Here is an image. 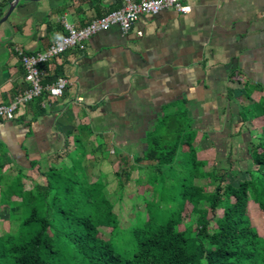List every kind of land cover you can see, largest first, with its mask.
Masks as SVG:
<instances>
[{
  "label": "crops",
  "instance_id": "1",
  "mask_svg": "<svg viewBox=\"0 0 264 264\" xmlns=\"http://www.w3.org/2000/svg\"><path fill=\"white\" fill-rule=\"evenodd\" d=\"M179 2L189 12L141 15L129 32L112 26L83 50L69 49L47 64V81L64 77L66 88L58 97L44 92L12 120H0L1 182L14 179L25 189L27 181L43 184V172L74 158L82 166L110 165L120 155L133 164L163 107L180 103L194 142L204 141L210 158L232 166L230 174L246 172L247 151L263 123L256 116L243 123L240 109L252 112V103L264 98V0ZM122 5L20 0L0 24V104L27 86L13 46L42 51L64 33L62 22L80 28ZM11 199L19 198L12 193Z\"/></svg>",
  "mask_w": 264,
  "mask_h": 264
},
{
  "label": "trees",
  "instance_id": "2",
  "mask_svg": "<svg viewBox=\"0 0 264 264\" xmlns=\"http://www.w3.org/2000/svg\"><path fill=\"white\" fill-rule=\"evenodd\" d=\"M10 2L0 0V16ZM251 107L252 112L241 107L242 122L256 116L263 125L247 151L248 179L239 187L218 184L207 192L195 181L212 177L215 167L204 171L205 164L191 156L186 174L189 185H172L177 193L167 195L170 199L159 194V201L177 203L167 217L155 210V202L146 203L133 224L123 229L105 181L98 178L89 183L82 158L72 159L70 166L48 168L41 174L45 182H34L29 189L14 179L0 181V202L8 207V221L16 224L13 232L0 234V264H264V237L250 227L247 215L249 197L264 212V98ZM163 111L146 134L145 150L133 164L114 172L120 190L135 165L158 173L160 179L153 181L160 180L162 185L163 177L178 161L180 146L194 141L196 131L183 103L166 105ZM12 193L19 199L12 200ZM185 202L194 215L183 223ZM220 202L224 215L208 218V212L213 214ZM210 221L215 224L211 233L207 231ZM181 223L183 228L179 229ZM91 226L109 228L114 239L126 237L131 253L120 254L112 242L104 245L98 241L89 230Z\"/></svg>",
  "mask_w": 264,
  "mask_h": 264
},
{
  "label": "rangeland",
  "instance_id": "3",
  "mask_svg": "<svg viewBox=\"0 0 264 264\" xmlns=\"http://www.w3.org/2000/svg\"><path fill=\"white\" fill-rule=\"evenodd\" d=\"M254 135L255 134H253V136ZM203 147L204 141H193L189 144L181 146L178 150V153L180 152L179 157L177 156L178 161L173 165V168L166 173L165 177H163L164 182L162 185L160 180L156 182L153 181L154 178H159L158 173H152L143 166L135 165L134 169L130 172L129 180L124 183L120 190L114 176V172L116 170L120 168L124 170L126 168V164L122 163L126 158H121L120 155L116 156V159H114L113 163L110 165L85 164L83 165V172L89 183L94 182L97 178H101L105 181L106 192L108 198L113 204V210L118 216L120 226L123 229H126L127 226H131L135 221V218L137 219L141 212H143V208L146 203L155 202V210L161 212L164 217H167L172 210L177 208L176 202H172L170 200L159 201V194H165L166 198L170 199V197H173L177 193V189L172 190V185H175V183L185 187L189 185L186 174L188 173L189 168H191L189 164V158L191 156H195L197 161H202L205 164L203 167L204 171H211L213 167H215L212 177L203 179L197 178L195 181L196 184L201 185L207 192L213 191L215 186L218 184H220L222 188L227 184L239 187L243 181L248 179V174L246 172L230 174V168L232 166H228L227 163L221 161L222 159L215 162V160L210 158V156L206 153L207 150ZM82 155L84 157V151L82 152ZM242 167H245V165ZM31 185V182H26V188L28 186L27 189H29ZM155 188H158L157 192L154 191ZM159 189H161L162 193H160ZM220 198L221 200H224V196L221 195ZM203 207H206V203H203ZM182 208V221L185 223L189 221L190 217L194 214L192 213L191 205L188 202H185ZM212 215L215 217H222L224 215V206L222 202L218 204L213 214L208 212L207 217L209 218ZM247 215L250 227L254 229L259 237L263 238L264 212L257 208V205L253 202L251 197H249L247 203ZM194 226L195 225L193 224V227ZM178 228L182 229L183 224H179ZM15 229L16 224H12L8 221L7 209L2 207L0 209V234L2 232H13ZM214 229L215 224L213 221H210L207 225V231L211 233ZM89 230L91 234L104 245L112 242L113 247H115L116 251L120 254L129 255L131 253V248L126 237L121 236L114 239L110 235V229L105 227L91 226L89 227Z\"/></svg>",
  "mask_w": 264,
  "mask_h": 264
},
{
  "label": "built area",
  "instance_id": "4",
  "mask_svg": "<svg viewBox=\"0 0 264 264\" xmlns=\"http://www.w3.org/2000/svg\"><path fill=\"white\" fill-rule=\"evenodd\" d=\"M122 1L120 8L91 20L83 27L76 28L62 22L64 33L42 51L26 53L20 47L13 46L12 51L19 59L27 86L10 103L0 104V120H12L21 106L39 98L44 92L51 97L61 96L67 80L60 76L47 81V64L69 49L83 50L85 42L94 34L112 26H118L123 33H127L139 16L144 14L155 15L163 10H174L182 14L189 12V7L181 4L179 0Z\"/></svg>",
  "mask_w": 264,
  "mask_h": 264
},
{
  "label": "water",
  "instance_id": "5",
  "mask_svg": "<svg viewBox=\"0 0 264 264\" xmlns=\"http://www.w3.org/2000/svg\"><path fill=\"white\" fill-rule=\"evenodd\" d=\"M19 1H20V0H12V2H10L7 11H6L5 14L0 18V24L7 20L8 16L10 15V13H11L12 10H13V8L15 7V5H16ZM30 1H40V0H30Z\"/></svg>",
  "mask_w": 264,
  "mask_h": 264
}]
</instances>
